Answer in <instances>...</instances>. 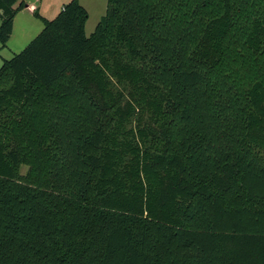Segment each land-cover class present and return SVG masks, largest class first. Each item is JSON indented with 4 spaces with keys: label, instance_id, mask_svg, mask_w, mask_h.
<instances>
[{
    "label": "trees",
    "instance_id": "trees-1",
    "mask_svg": "<svg viewBox=\"0 0 264 264\" xmlns=\"http://www.w3.org/2000/svg\"><path fill=\"white\" fill-rule=\"evenodd\" d=\"M27 6L0 0L3 45ZM33 13L0 68V264H264V0H107L90 36L79 0Z\"/></svg>",
    "mask_w": 264,
    "mask_h": 264
},
{
    "label": "rangeland",
    "instance_id": "rangeland-1",
    "mask_svg": "<svg viewBox=\"0 0 264 264\" xmlns=\"http://www.w3.org/2000/svg\"><path fill=\"white\" fill-rule=\"evenodd\" d=\"M28 8L19 10L14 18V28L6 45L0 41V68L4 59H11L16 53L22 51L32 39L43 29V20L34 15L38 11L42 16L53 19L62 9L63 5L71 0H24ZM89 13L86 22V34L90 36L98 22L106 14L107 0H79ZM18 4V3H17ZM16 4V6H17ZM0 10V25H1ZM27 167H22V173H26Z\"/></svg>",
    "mask_w": 264,
    "mask_h": 264
},
{
    "label": "crops",
    "instance_id": "crops-1",
    "mask_svg": "<svg viewBox=\"0 0 264 264\" xmlns=\"http://www.w3.org/2000/svg\"><path fill=\"white\" fill-rule=\"evenodd\" d=\"M29 7V5L26 7V8H28ZM13 28H14V22H13ZM13 32V31H12ZM5 60V59H4Z\"/></svg>",
    "mask_w": 264,
    "mask_h": 264
}]
</instances>
